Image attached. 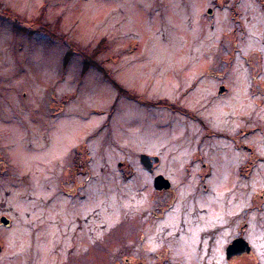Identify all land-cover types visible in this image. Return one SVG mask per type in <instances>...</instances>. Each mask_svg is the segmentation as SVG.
Listing matches in <instances>:
<instances>
[{"label":"rangeland","instance_id":"1","mask_svg":"<svg viewBox=\"0 0 264 264\" xmlns=\"http://www.w3.org/2000/svg\"><path fill=\"white\" fill-rule=\"evenodd\" d=\"M263 3L0 0V264H264Z\"/></svg>","mask_w":264,"mask_h":264},{"label":"water","instance_id":"2","mask_svg":"<svg viewBox=\"0 0 264 264\" xmlns=\"http://www.w3.org/2000/svg\"><path fill=\"white\" fill-rule=\"evenodd\" d=\"M140 159H141L142 164H144L146 166V168H148L149 167L148 161L149 160L157 161L158 158H156V157L150 158L149 156L143 154L140 157ZM169 185L170 184H169V181L167 179H164L161 176H157L155 178V188L157 190H162V189L166 190L169 187ZM1 220L4 224H7V220H5L4 218H2ZM247 248H248V245H247L246 241L242 240V239H238V240L234 241L232 243V245L227 249V251H228L227 255L233 256L235 254H241V253H243L244 250H247Z\"/></svg>","mask_w":264,"mask_h":264},{"label":"flooded vegetation","instance_id":"3","mask_svg":"<svg viewBox=\"0 0 264 264\" xmlns=\"http://www.w3.org/2000/svg\"><path fill=\"white\" fill-rule=\"evenodd\" d=\"M262 5H264V3L262 4ZM263 10H264V7H263ZM260 60H262L263 61V58L261 57V59ZM262 68L260 67V70H261ZM243 138V137H242ZM242 138H239V139H241L242 140ZM250 154L251 155H253V158H252V160L253 161H255L256 163H250V164H248L249 166L248 167H250V168H246V171L247 172H245L244 171V176L246 177V178H248V176H251V175H253L252 173H253V171L255 170V175H258L259 173L260 174H262V170H261V172H257L256 173V170H258L261 166L263 167V169H264V157L263 156H261V157H259L255 152H250ZM204 166V165H203ZM259 176V175H258ZM86 181V180H85ZM153 187H154V184H153ZM255 197V193H253V195H252V198H254ZM253 209V208H252ZM252 209L251 208H248V210L246 211V214L248 213V215H249V217L253 214V212L255 211V210H257V209H255L254 211H252ZM259 211H261V209H259ZM249 228V226L247 227V229ZM249 254H251V252H249Z\"/></svg>","mask_w":264,"mask_h":264},{"label":"trees","instance_id":"4","mask_svg":"<svg viewBox=\"0 0 264 264\" xmlns=\"http://www.w3.org/2000/svg\"><path fill=\"white\" fill-rule=\"evenodd\" d=\"M103 71H104V70H103ZM104 72H106V71H104ZM105 74H106V73H105ZM115 85H116V84H115ZM117 86H118V85H117ZM118 90H119V91H122V90H120V87H118Z\"/></svg>","mask_w":264,"mask_h":264}]
</instances>
